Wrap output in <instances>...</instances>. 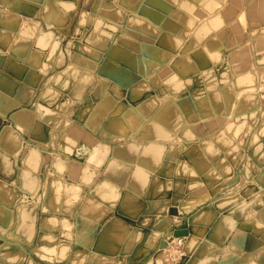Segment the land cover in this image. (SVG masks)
I'll list each match as a JSON object with an SVG mask.
<instances>
[{
  "label": "crops",
  "instance_id": "crops-1",
  "mask_svg": "<svg viewBox=\"0 0 264 264\" xmlns=\"http://www.w3.org/2000/svg\"><path fill=\"white\" fill-rule=\"evenodd\" d=\"M263 69L264 0H0V264H264Z\"/></svg>",
  "mask_w": 264,
  "mask_h": 264
},
{
  "label": "bare ground",
  "instance_id": "bare-ground-1",
  "mask_svg": "<svg viewBox=\"0 0 264 264\" xmlns=\"http://www.w3.org/2000/svg\"><path fill=\"white\" fill-rule=\"evenodd\" d=\"M223 1V0H222ZM46 3V2H45ZM198 3V2H197ZM204 3H206V2H203V4ZM220 3V2H219ZM141 4V3H140ZM144 4H146V3H144ZM221 4V3H220ZM223 5V4H222ZM191 6V5H190ZM193 6V5H192ZM247 6H248V4H247ZM257 6V5H256ZM128 7V6H127ZM139 7V6H138ZM150 7H152V6H150ZM218 7V6H217ZM46 8V7H45ZM205 8V7H204ZM133 9V8H132ZM157 9V8H156ZM195 9V8H194ZM199 9H201V8H199ZM218 9V8H217ZM102 10V9H101ZM126 10V9H125ZM137 10V9H136ZM170 10V9H169ZM190 10H191V7H190ZM196 10V9H195ZM254 10V9H253ZM193 11V10H192ZM209 11V10H208ZM254 11H256V10H254ZM254 11H252V12H254ZM138 12V11H137ZM163 12V11H162ZM185 12V11H184ZM247 12V11H246ZM133 13V12H132ZM135 13V12H134ZM174 13V12H173ZM139 14V13H138ZM149 14V13H148ZM178 15V14H177ZM189 15V14H188ZM211 15V14H210ZM219 15V14H218ZM180 16H181V14H180ZM212 16V15H211ZM127 18V17H126ZM146 18V17H145ZM156 18V17H155ZM191 18V17H190ZM209 18V17H208ZM162 20V19H161ZM166 20V19H165ZM159 21V20H158ZM229 21V20H228ZM156 22V21H155ZM181 22V21H180ZM156 23H158V22H156ZM174 23V22H173ZM172 23V24H173ZM156 25V24H155ZM176 25V24H175ZM209 26V25H208ZM210 26H211V24H210ZM156 27V26H155ZM230 27V26H229ZM169 28V27H168ZM186 28V27H185ZM220 28V27H219ZM126 29V28H125ZM155 29V28H154ZM121 30V29H120ZM171 30V29H170ZM136 31V30H135ZM168 31V30H167ZM187 31V30H186ZM220 31V30H219ZM98 32V31H97ZM172 32V31H171ZM134 33V32H133ZM137 33V32H136ZM177 33V32H176ZM178 33H180V32H178ZM202 33V32H201ZM86 34V33H85ZM145 34V33H144ZM175 34V33H174ZM229 34V33H228ZM125 37V36H124ZM130 37V36H129ZM190 37V36H189ZM77 38V37H76ZM171 38V37H170ZM112 39V38H111ZM165 39V38H164ZM164 39H163V41H164ZM222 39V38H221ZM155 40V39H154ZM153 40V41H154ZM158 40V39H157ZM227 40V39H226ZM225 40V41H226ZM132 41H133V37H132ZM186 41H188V40H186ZM196 41V40H195ZM166 42V41H165ZM170 42V41H169ZM83 43H84V41H83ZM147 43H148V41H147ZM263 44V43H262ZM252 45V44H251ZM183 46V45H182ZM250 46V45H249ZM155 47V46H154ZM181 47V46H180ZM184 47V46H183ZM199 47V46H198ZM130 48V47H129ZM139 48H140V46H139ZM173 48V47H172ZM185 48V47H184ZM138 49V48H137ZM175 49V48H174ZM113 50V49H112ZM155 50V49H154ZM199 50V49H198ZM204 50V49H203ZM138 51V50H137ZM137 51H135V52H137ZM142 51V50H141ZM141 51H139V52H141ZM145 51V50H144ZM173 51V50H172ZM176 51V50H175ZM111 52V51H110ZM134 52V53H135ZM139 52H138V54H139ZM161 52V51H160ZM181 52V51H180ZM133 53V54H134ZM156 53V52H155ZM158 53V52H157ZM168 53V52H167ZM188 53V52H187ZM196 53V52H195ZM207 53V52H206ZM124 54H126L125 52H124ZM136 54V53H135ZM144 54V53H143ZM150 54H151V52H150ZM159 54V53H158ZM216 54V53H215ZM118 55V54H117ZM145 55V54H144ZM163 55H165V53L163 54ZM205 55V54H204ZM126 56V55H125ZM128 56V55H127ZM126 56V57H127ZM130 56V55H129ZM138 56V55H137ZM190 56H192V55H190ZM190 56H189V58H190ZM163 57V56H162ZM140 58H142V57H140ZM258 58H259V56H258ZM129 59V58H128ZM165 59V58H164ZM203 59V58H202ZM192 60V59H191ZM134 62V61H133ZM140 62V61H139ZM174 62V61H173ZM146 63V62H145ZM144 63V64H145ZM160 63V62H159ZM197 64V63H196ZM129 65V64H128ZM141 65V64H140ZM179 65V64H178ZM138 69V68H137ZM160 69V68H159ZM171 69V68H170ZM174 69V68H173ZM144 70V69H143ZM138 71V70H137ZM137 71H135V72H137ZM142 71V70H141ZM145 72V71H144ZM156 72V71H155ZM158 72V71H157ZM160 72V71H159ZM146 73V72H145ZM175 73H177V72H175ZM84 74V73H83ZM82 74V75H83ZM137 74V73H136ZM78 76V75H77ZM85 76V75H84ZM145 76H146V74H145ZM244 76V75H243ZM242 76V77H243ZM140 77V76H139ZM85 78V77H84ZM253 78V77H252ZM256 78V77H255ZM83 79V78H82ZM261 79H262V77H260V78H258V79H256V82H255V80H253L252 81V87H253V89H256V91H257V93L259 92V91H261L262 90V86L263 85H261L260 84V82H261ZM162 80V79H161ZM174 80V79H173ZM172 80V81H173ZM149 81V80H148ZM242 81V80H241ZM171 82V81H170ZM85 83V82H84ZM154 83V82H153ZM242 83V82H241ZM183 85V84H182ZM78 86V85H77ZM76 86V87H77ZM179 86V85H178ZM79 87H80V85H79ZM78 88V87H77ZM258 88H260V89H258ZM240 89V88H239ZM264 89V88H263ZM80 90H82V88L80 89ZM161 90V89H160ZM170 91V90H169ZM176 91H174V93H175ZM178 93V92H177ZM247 94H248V92H247ZM259 94H261V93H259ZM171 95V94H170ZM173 95V94H172ZM162 96V95H161ZM201 96V95H200ZM259 96V95H258ZM160 97V96H159ZM203 97V96H202ZM242 97V96H241ZM240 97V98H241ZM168 98V97H167ZM89 99V98H88ZM88 99H85V100H88ZM176 99V98H175ZM177 99H178V97H177ZM259 99H260V97H259ZM173 100V99H172ZM171 100V101H172ZM235 100V99H234ZM241 100V99H240ZM239 100V101H240ZM253 100V99H252ZM160 101V100H159ZM178 101V100H177ZM256 101V100H255ZM164 102V101H163ZM203 102H204V100H203ZM177 103V102H176ZM260 103V102H259ZM162 104V103H161ZM179 104V103H178ZM233 104V103H232ZM257 104V103H256ZM255 105V104H254ZM236 106V105H235ZM159 107V106H158ZM232 107V106H231ZM194 110V109H193ZM254 110V109H253ZM233 112V111H232ZM255 112V111H254ZM99 113V112H98ZM203 113V112H202ZM234 113V112H233ZM232 113V114H233ZM172 114V113H171ZM174 114V113H173ZM228 114V113H227ZM185 115V114H184ZM248 115V114H247ZM174 117H175V115H173ZM172 116V117H173ZM180 116V115H179ZM252 116V115H251ZM178 117V116H177ZM199 117V116H198ZM234 117V116H233ZM246 118V117H245ZM248 118V117H247ZM236 119V118H235ZM237 119H239V118H237ZM207 120H208V118H207ZM251 120V119H250ZM138 121V120H137ZM176 121H178V120H176ZM159 122V121H158ZM199 122V121H198ZM233 122V121H232ZM127 123V122H126ZM156 123V122H155ZM175 122H173V124H174ZM206 123H208V122H206ZM212 124V123H211ZM215 124V123H214ZM246 124V123H245ZM160 125V124H159ZM177 125H178V123H177ZM183 125V124H182ZM209 125V124H208ZM222 125V124H221ZM220 125V126H221ZM163 126V125H162ZM219 126V125H218ZM211 127V126H210ZM166 129V128H165ZM161 130V129H160ZM155 131V130H154ZM222 132V131H221ZM251 132H253V131H251ZM227 133V132H226ZM174 134V133H173ZM219 135V134H218ZM225 135V134H224ZM132 137V136H131ZM155 137V136H154ZM186 138V137H185ZM218 138H219V136H218ZM127 139V138H126ZM132 139V138H131ZM159 139V138H158ZM162 139V138H161ZM187 139V138H186ZM194 139V138H193ZM208 139V138H207ZM234 139V138H233ZM160 140V139H159ZM132 141V140H131ZM235 141V140H234ZM185 142V141H184ZM187 142V141H186ZM168 143V142H167ZM219 143V142H218ZM136 144V143H135ZM178 144V143H177ZM183 144V143H182ZM262 144V143H261ZM125 145V144H124ZM175 145V144H174ZM211 145H212V143H211ZM123 146V145H122ZM177 146V145H176ZM180 146V145H179ZM194 146V145H193ZM241 146V145H240ZM199 147V146H198ZM125 148V147H124ZM226 148V147H225ZM245 148V147H244ZM140 149V148H139ZM232 149V148H231ZM240 149V148H239ZM155 150V149H154ZM152 151H153V149H152ZM156 151V150H155ZM139 152V151H138ZM159 152H161L160 150H159ZM166 152V151H165ZM230 152V151H229ZM156 153H157V151H156ZM182 153V152H181ZM185 153H187V152H185ZM191 153V152H190ZM155 154V153H154ZM158 154V153H157ZM205 154V153H204ZM149 155H150V151H149ZM234 155V154H233ZM147 156V155H146ZM151 156V155H150ZM155 156V155H154ZM168 156V155H167ZM173 156V155H172ZM204 157V156H203ZM206 157V156H205ZM248 157V156H247ZM149 158V157H148ZM144 159V158H143ZM155 159H156V157H155ZM179 159V158H178ZM181 159V158H180ZM194 159H196V158H194ZM207 159V158H206ZM231 159V158H230ZM230 159H229V162H230ZM193 160V159H192ZM197 160V159H196ZM211 161V160H210ZM187 162V161H186ZM208 162H209V159H208ZM227 162V161H226ZM116 163H117V161H116ZM136 163V162H135ZM158 163V162H157ZM174 163V162H173ZM195 163V162H194ZM120 164V163H119ZM118 164V165H119ZM186 164V163H185ZM229 164V163H228ZM259 164V163H258ZM222 165V164H221ZM189 166V165H188ZM238 166V165H237ZM143 167V166H142ZM214 167V166H213ZM132 168V167H131ZM194 168V167H193ZM174 169V168H173ZM216 169V168H215ZM79 170V169H78ZM81 170V169H80ZM148 170V169H147ZM219 170V169H218ZM150 171H151V169H150ZM173 171V170H172ZM152 172V171H151ZM154 172V171H153ZM130 173V172H129ZM128 173V174H129ZM197 173V172H196ZM199 173V172H198ZM206 173V172H205ZM79 175V174H78ZM257 175V174H256ZM89 176V175H88ZM246 178V177H245ZM254 178V177H253ZM54 179V178H53ZM109 180V179H108ZM255 181V180H254ZM58 182V181H57ZM47 183V182H46ZM122 183V182H121ZM203 184V183H202ZM264 184V183H263ZM123 185V184H122ZM66 186H68V185H66ZM65 186V187H66ZM119 186V185H118ZM240 186V185H239ZM261 186V185H260ZM50 188V187H49ZM156 188V187H155ZM261 188V187H260ZM47 190V189H46ZM161 191V190H160ZM254 192V191H253ZM134 193H136V191L134 192ZM255 193V192H254ZM131 194V193H130ZM208 194V193H207ZM262 194V193H261ZM257 195V194H256ZM259 196V195H258ZM262 196V195H261ZM245 197V196H244ZM102 198V197H101ZM113 198V197H112ZM119 198V197H118ZM182 198V197H181ZM264 198V197H263ZM115 199V198H114ZM132 199V198H131ZM176 199V198H175ZM237 199V198H236ZM254 199V198H253ZM83 200V199H82ZM242 200V199H241ZM239 204H241V203H239ZM90 209H92V208H90ZM156 209V208H155ZM259 210V209H258ZM264 211V210H263ZM259 212V211H258ZM235 213V212H234ZM261 213V212H260ZM200 214V213H199ZM256 216V215H255ZM260 217V216H259ZM107 218V217H106ZM211 219V218H210ZM260 219V218H259ZM261 220V219H260ZM255 221V220H254ZM264 222V221H263ZM118 231V230H117ZM248 232H250V231H248ZM26 233V232H25ZM109 235H111V234H109ZM172 235V233L171 232H168L167 234H165V237H170ZM118 237V236H117ZM29 238V237H28ZM27 238V239H28ZM189 241V240H188ZM133 244V243H132ZM182 246H184V242L182 243ZM106 248H108V247H106ZM110 248V247H109ZM184 249V248H183ZM199 249V248H198ZM162 250H164V248H162ZM159 251V250H158ZM194 253V252H193ZM232 254V253H231ZM195 255V254H194ZM228 255V254H227ZM79 256H81V255H79ZM101 260V259H100ZM72 261H74V260H72ZM243 261V260H242Z\"/></svg>",
  "mask_w": 264,
  "mask_h": 264
},
{
  "label": "built area",
  "instance_id": "built-area-1",
  "mask_svg": "<svg viewBox=\"0 0 264 264\" xmlns=\"http://www.w3.org/2000/svg\"><path fill=\"white\" fill-rule=\"evenodd\" d=\"M183 238L184 237L182 236L174 237L171 235L165 240L166 246L164 247L165 248L164 260L166 264H175L185 255V252L182 247Z\"/></svg>",
  "mask_w": 264,
  "mask_h": 264
},
{
  "label": "rangeland",
  "instance_id": "rangeland-1",
  "mask_svg": "<svg viewBox=\"0 0 264 264\" xmlns=\"http://www.w3.org/2000/svg\"><path fill=\"white\" fill-rule=\"evenodd\" d=\"M212 9H213V6H212ZM243 9H244V11L247 9V7H243ZM248 10H251V8L249 7L248 8ZM234 15L235 14H233L232 15V17H234ZM230 17V15H228V18ZM242 17H243V15H241V17H240V20L242 19ZM242 21V20H241ZM229 24V23H228ZM237 27V28H236ZM234 29L232 28L231 29V31L233 32V31H239V27H238V25L236 26ZM236 56H234L233 58H232V61H235L237 58H235ZM258 76L255 78L254 77V79L253 80H255V82H256V79H258V78H260V77H262V80H261V82L263 83H261L260 82V84L261 85H263L262 86V90L261 91H259L258 93H257V91H256V89H253V87H252V82H251V87H248V89L250 90V91H254L255 93H257V95H259L258 97H260V99L262 100V101H264V69L263 70H259V72H258ZM252 80V81H253ZM258 89H260V88H258ZM259 93H261V94H259ZM182 237H185V236H182ZM167 239V237H165L164 236V240H166ZM183 247V246H182ZM162 248H164V247H162ZM162 248L160 249L161 251V253H164L165 252V250H162ZM165 249V248H164ZM165 263V262H164ZM166 264V263H165Z\"/></svg>",
  "mask_w": 264,
  "mask_h": 264
},
{
  "label": "water",
  "instance_id": "water-1",
  "mask_svg": "<svg viewBox=\"0 0 264 264\" xmlns=\"http://www.w3.org/2000/svg\"><path fill=\"white\" fill-rule=\"evenodd\" d=\"M171 233H172V236L174 237H180V236H186L188 234V231L186 229H176V230H173ZM165 246H166V242L164 240L163 245L161 247H165Z\"/></svg>",
  "mask_w": 264,
  "mask_h": 264
}]
</instances>
